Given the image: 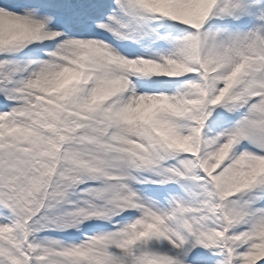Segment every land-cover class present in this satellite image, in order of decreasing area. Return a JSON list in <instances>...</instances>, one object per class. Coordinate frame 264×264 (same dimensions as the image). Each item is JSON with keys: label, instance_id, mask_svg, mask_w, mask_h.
<instances>
[{"label": "snow or ice", "instance_id": "obj_1", "mask_svg": "<svg viewBox=\"0 0 264 264\" xmlns=\"http://www.w3.org/2000/svg\"><path fill=\"white\" fill-rule=\"evenodd\" d=\"M0 264H264V0H0Z\"/></svg>", "mask_w": 264, "mask_h": 264}]
</instances>
